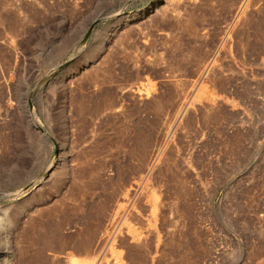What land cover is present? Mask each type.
Returning a JSON list of instances; mask_svg holds the SVG:
<instances>
[{"label":"rangeland","instance_id":"374dc122","mask_svg":"<svg viewBox=\"0 0 264 264\" xmlns=\"http://www.w3.org/2000/svg\"><path fill=\"white\" fill-rule=\"evenodd\" d=\"M0 264H264V0H0Z\"/></svg>","mask_w":264,"mask_h":264}]
</instances>
